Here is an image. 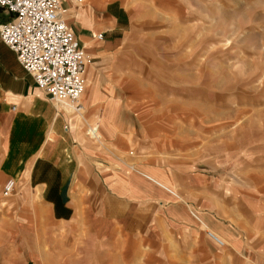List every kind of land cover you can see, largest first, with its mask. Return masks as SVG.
<instances>
[{"label":"rangeland","instance_id":"374dc122","mask_svg":"<svg viewBox=\"0 0 264 264\" xmlns=\"http://www.w3.org/2000/svg\"><path fill=\"white\" fill-rule=\"evenodd\" d=\"M138 4L114 60L134 85L146 90L149 102L142 109L179 113L173 122L183 135L176 138L185 139L187 147L173 149L174 155L196 168H190V174L201 175L200 198L225 221H237L247 252L242 255L254 261L247 264H264V0ZM87 80L81 103L89 90ZM93 95L98 99L101 92L95 88ZM63 108L71 125L85 120L92 138L104 147L113 132L129 128L118 101L110 98L103 105V117L86 119L84 110ZM146 158L115 161L107 168L98 153L90 161L132 195L147 197L155 191L170 201L164 204L167 211L181 207L209 240L212 232L225 246L212 239L216 247L208 242V249L203 248L192 227L168 231L160 224L163 233L157 238H145L142 231L132 240L131 234L128 239L97 237L90 226L78 223L80 215L71 226L58 225L36 195L26 197L17 176L12 192L3 194L10 178L5 159L0 160V264H240V254L225 249L240 252L241 240L233 228L181 196L168 168L138 162ZM189 186L181 188L194 191ZM216 248L225 250L214 259Z\"/></svg>","mask_w":264,"mask_h":264},{"label":"crops","instance_id":"0c3cea01","mask_svg":"<svg viewBox=\"0 0 264 264\" xmlns=\"http://www.w3.org/2000/svg\"><path fill=\"white\" fill-rule=\"evenodd\" d=\"M62 4L68 10V25L92 58L85 72L89 82V90L82 100L85 118L103 117V105L110 98L118 101L119 113L129 128L120 130L123 133L113 132L106 139L110 144L107 147L99 145L90 135L85 120L71 125L68 112L48 98L0 39V160L6 159L8 179L17 176L26 197L36 195L58 225L84 222L97 237L114 234L127 238L131 234L132 240L142 231H146L145 238H157L163 233L160 224L168 231L192 227L203 248L208 249V242L216 247L199 225L186 219L181 207L174 213L167 211L164 204L169 200L158 197L155 191L147 197L132 195L127 189L115 186L116 179L107 171L100 172L90 161L98 153L106 161L103 167L107 168L115 161H135L147 156L138 162L168 168L181 196L230 225L240 239L237 221H225L219 211L212 210L211 204L200 198V188L204 185L201 175L188 172L196 168L174 155L173 149L187 147L185 139L176 138L183 135L182 128L175 127L173 122L179 113L165 115L163 110L142 109L149 102L146 90L140 84L134 85L132 76L125 74L114 60L120 54L121 41L131 23L132 9L139 5L138 0H85L81 4L63 0ZM12 17V13L0 6V24ZM99 33H103L101 39L96 38ZM95 88L101 95L94 100ZM101 147L105 151H99ZM111 171L121 172L120 169ZM180 178L184 180L179 181ZM188 182L194 191L185 193L181 186ZM78 215L82 219L76 221L74 218ZM225 249L240 254L243 260L240 264L254 263L248 254L249 259L242 255L247 253L242 240L240 252L231 247ZM215 250H212L214 259L223 251Z\"/></svg>","mask_w":264,"mask_h":264},{"label":"built area","instance_id":"2783aa9c","mask_svg":"<svg viewBox=\"0 0 264 264\" xmlns=\"http://www.w3.org/2000/svg\"><path fill=\"white\" fill-rule=\"evenodd\" d=\"M81 4L85 0H71ZM63 0H0L13 17L0 24V39L16 55L17 61L48 98L74 111L82 109L80 95L85 87L84 73L92 61L67 23ZM103 33L96 35L101 39ZM14 189L8 179L3 194Z\"/></svg>","mask_w":264,"mask_h":264},{"label":"bare ground","instance_id":"6f19581e","mask_svg":"<svg viewBox=\"0 0 264 264\" xmlns=\"http://www.w3.org/2000/svg\"><path fill=\"white\" fill-rule=\"evenodd\" d=\"M88 56H90V55H88ZM91 63V62H90ZM90 63H87V66H86V69H87V67L89 66V64ZM86 69H85V72H86ZM84 78H85V73H84ZM85 87H86V79H85ZM85 87H84V90H83V92H82V94L80 95V99L82 98V96H83V93H84V91H85ZM63 105H66V104H63ZM62 105V106H63ZM67 107H69L70 109H73V108H71L69 105H66ZM80 110H84L83 109V107H82V109H80ZM80 112V111H79ZM209 236L219 245V246H225V243L223 242V240L220 238V237H218L216 234H214V233H212V232H209ZM211 239V240H212ZM138 241V240H137ZM137 243V242H136ZM80 245V244H79ZM140 253V252H139ZM80 254V253H79ZM140 255V254H139Z\"/></svg>","mask_w":264,"mask_h":264}]
</instances>
